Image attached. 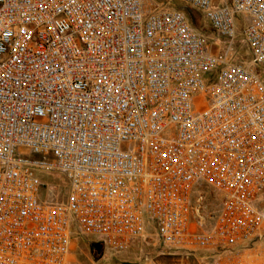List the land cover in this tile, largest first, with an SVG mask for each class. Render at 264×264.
<instances>
[{
    "label": "built area",
    "instance_id": "obj_1",
    "mask_svg": "<svg viewBox=\"0 0 264 264\" xmlns=\"http://www.w3.org/2000/svg\"><path fill=\"white\" fill-rule=\"evenodd\" d=\"M181 1L0 0V264H264V0Z\"/></svg>",
    "mask_w": 264,
    "mask_h": 264
},
{
    "label": "rangeland",
    "instance_id": "obj_2",
    "mask_svg": "<svg viewBox=\"0 0 264 264\" xmlns=\"http://www.w3.org/2000/svg\"><path fill=\"white\" fill-rule=\"evenodd\" d=\"M164 4L165 6L181 7L180 10L186 14L190 24L195 29L202 31L208 38L209 46L215 51L220 48L216 45V43H221L219 37L199 10L181 0H168ZM240 45L241 48L246 47L243 42ZM45 178L57 179L56 193L63 194L68 181L62 174L51 173ZM74 238L77 242L74 253L75 264H182L179 257L164 255V248L153 229H150L144 237L137 239L128 250L120 253H112L103 246L98 248L95 242L85 237H82L83 240H80L78 236Z\"/></svg>",
    "mask_w": 264,
    "mask_h": 264
},
{
    "label": "trees",
    "instance_id": "obj_3",
    "mask_svg": "<svg viewBox=\"0 0 264 264\" xmlns=\"http://www.w3.org/2000/svg\"><path fill=\"white\" fill-rule=\"evenodd\" d=\"M160 2L164 3L165 1L168 0H159ZM179 9H181V7H178ZM240 51L242 52V54H244L246 59H250L251 55H250V50L247 47L241 48ZM80 240H83L82 236H78Z\"/></svg>",
    "mask_w": 264,
    "mask_h": 264
},
{
    "label": "water",
    "instance_id": "obj_4",
    "mask_svg": "<svg viewBox=\"0 0 264 264\" xmlns=\"http://www.w3.org/2000/svg\"><path fill=\"white\" fill-rule=\"evenodd\" d=\"M96 246L99 248V247H101V245L99 244V243H96Z\"/></svg>",
    "mask_w": 264,
    "mask_h": 264
}]
</instances>
